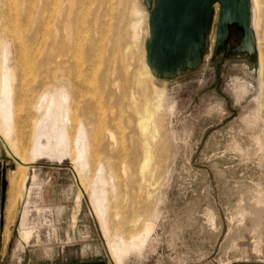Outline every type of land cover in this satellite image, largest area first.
Here are the masks:
<instances>
[{"label": "rangeland", "instance_id": "rangeland-1", "mask_svg": "<svg viewBox=\"0 0 264 264\" xmlns=\"http://www.w3.org/2000/svg\"><path fill=\"white\" fill-rule=\"evenodd\" d=\"M216 7L200 64L166 76L148 65L146 0H0L10 264L68 238L69 256L109 264H264V0L248 55L236 27L218 49ZM52 130L66 145L37 152Z\"/></svg>", "mask_w": 264, "mask_h": 264}, {"label": "water", "instance_id": "water-1", "mask_svg": "<svg viewBox=\"0 0 264 264\" xmlns=\"http://www.w3.org/2000/svg\"><path fill=\"white\" fill-rule=\"evenodd\" d=\"M146 2L150 9L152 31L148 43V63L155 68V72L176 73L187 58L193 62L199 60L205 36L211 34L215 2L220 4L218 33H226L225 43L229 38L230 26L235 25L244 32L243 40L247 35L250 21L249 0H154L153 3L152 0H146ZM200 62H196L191 68Z\"/></svg>", "mask_w": 264, "mask_h": 264}, {"label": "crops", "instance_id": "crops-1", "mask_svg": "<svg viewBox=\"0 0 264 264\" xmlns=\"http://www.w3.org/2000/svg\"><path fill=\"white\" fill-rule=\"evenodd\" d=\"M11 167L14 168L0 146V264H10V248L14 243V223L11 222L10 210L13 201V187L9 175ZM62 209L66 208L62 206ZM66 226L69 228V223ZM67 241V247L57 248L49 254L30 252L29 264H109L99 253L83 252L69 256V238Z\"/></svg>", "mask_w": 264, "mask_h": 264}, {"label": "bare ground", "instance_id": "bare-ground-1", "mask_svg": "<svg viewBox=\"0 0 264 264\" xmlns=\"http://www.w3.org/2000/svg\"><path fill=\"white\" fill-rule=\"evenodd\" d=\"M153 2H154V0H152V3ZM249 4H250V21H249V25H248V29H247V35H246L245 39L243 40V42L241 43V45L236 48V50L241 52L243 55H248L249 52L251 53L253 51V49H254V46H255V33H254V30L251 27V22H252V18H251V0H249ZM213 6H214V17H213V23L212 24H214V22L216 20V17H217V12H218L217 11L218 9L216 7L217 6L216 2L213 4ZM217 34H218L217 44H218V49H219V47H220V45H222V43L226 44L225 40L227 39V37H226V33H218V28H217ZM151 36H152V31H151ZM209 36L210 35H206L205 36L204 48H203V51H202L198 61H194L193 62V61L189 60V58H187L186 61L184 62V64L179 69V71H177L176 73L162 72V71H157V72H159L160 74H165L166 76H170V75H175L177 73H182L183 71H186V70L190 69L192 66H194V64L196 62H200L201 61V58L203 57V54H204V51H205V48L209 44ZM226 45H228V44H226ZM147 52H148V44H147ZM148 65L155 72V68L152 67L150 64H148ZM9 113H10V109H9ZM143 122H142V124H143ZM143 127L146 128L147 124H143ZM145 128H142V130H145ZM66 141H67L66 140V135L63 132V130H59L58 132H56L55 130H52L51 135L48 132L45 131V132H42L41 135L36 139V141H35V150L37 152H42V153H47L49 155H52L59 147L66 145ZM143 145H144L143 146V153L145 154L144 167H145V169H146V167L148 169V166H150V163H152L151 161H152L153 156H154L153 155V151H152L153 149L151 148V144L149 142H147V141L144 142ZM154 157H156V156H154ZM158 157L159 156H157V158ZM157 163H160V161L157 162ZM143 170H144V168H143ZM103 200H104V198H103ZM98 209H99L100 213L103 215L104 211L106 210L105 204H104L103 201H99ZM141 236L136 237L129 244H124L123 241H122L123 239L120 238L121 241L112 249V252L115 255H117V260H121L122 259L121 255H122L123 252H125L127 250L128 246H130V247L133 246L135 248H139L140 246L145 244V242L147 241V237L145 236L146 237L145 238V237H141ZM143 236H144V234H143Z\"/></svg>", "mask_w": 264, "mask_h": 264}, {"label": "flooded vegetation", "instance_id": "flooded-vegetation-1", "mask_svg": "<svg viewBox=\"0 0 264 264\" xmlns=\"http://www.w3.org/2000/svg\"><path fill=\"white\" fill-rule=\"evenodd\" d=\"M235 27L238 28V27L235 26V25L229 27V36L231 35V32H232L233 28H235ZM239 29H240V28H239ZM228 39H229V38H228ZM227 41H228V40H227Z\"/></svg>", "mask_w": 264, "mask_h": 264}]
</instances>
